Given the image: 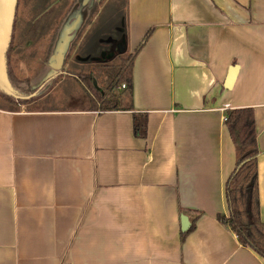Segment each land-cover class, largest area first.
Wrapping results in <instances>:
<instances>
[{
	"label": "crops",
	"instance_id": "0c3cea01",
	"mask_svg": "<svg viewBox=\"0 0 264 264\" xmlns=\"http://www.w3.org/2000/svg\"><path fill=\"white\" fill-rule=\"evenodd\" d=\"M77 17L63 23L67 56L81 31L69 29L89 18ZM116 17L76 57L132 53L154 29L134 62L132 110L0 108V264H264L217 220L236 164L226 112L252 108L264 222V0H127Z\"/></svg>",
	"mask_w": 264,
	"mask_h": 264
},
{
	"label": "trees",
	"instance_id": "16d2710c",
	"mask_svg": "<svg viewBox=\"0 0 264 264\" xmlns=\"http://www.w3.org/2000/svg\"><path fill=\"white\" fill-rule=\"evenodd\" d=\"M68 1H71L72 5L67 9L65 16L68 15L71 7L78 0ZM126 4L127 0L118 2L110 16L120 11ZM19 5L20 0L17 7L12 42L7 54L8 75L10 81L14 87L18 89L20 94L28 97L32 95L34 91L29 90V92H26L22 88L15 86L16 84L10 69V55L15 48V31L19 19ZM93 7L94 1L90 10H92ZM90 16L87 23H89ZM30 27V33L37 31L34 30V24ZM153 32L154 29H151L146 33L142 42L134 52L119 55L117 63L102 65L105 72L103 87H98L97 75L94 71L90 73H79L73 76L89 98L91 103L90 109L101 112L132 110L134 62ZM122 85H125L126 89L122 92L121 96H118V88ZM0 99L7 105V108L2 105H0V108L11 111L19 110L21 106L29 105L37 100L35 97L17 100L5 95L1 91ZM225 124L235 148L236 164L225 187L229 213L228 215L218 214L217 220L237 236L242 246L253 250L264 259V222L260 218L258 177V158L260 156V151L257 142L254 109L243 108L227 110ZM147 126L148 118L146 114L136 113L133 115L134 135L137 138H146ZM194 227L195 225L192 226L189 232L182 234V240H185L187 235L193 231Z\"/></svg>",
	"mask_w": 264,
	"mask_h": 264
},
{
	"label": "rangeland",
	"instance_id": "374dc122",
	"mask_svg": "<svg viewBox=\"0 0 264 264\" xmlns=\"http://www.w3.org/2000/svg\"><path fill=\"white\" fill-rule=\"evenodd\" d=\"M93 1L94 7L90 11L88 7L83 6L84 3H79L73 4L77 6L68 13V15H78L75 18L78 22H83L86 16H91L89 23H86L82 29L81 27L69 29L73 33L70 32L68 36L72 38L77 32L81 31L67 56L65 52L61 53V49L53 55V49L58 38L60 39L59 42L61 41L63 44L67 41L63 38L62 27L68 17L65 16V13L72 5L71 1L20 0L19 19L15 31V48L10 55V69L15 86L26 92L33 90L37 94L35 96L36 101L25 105L27 109L47 110L90 107L89 98L73 77L79 73L94 71L97 75L98 87H103L105 72L102 65L117 63L119 56L111 60L106 58L101 63L92 64L89 62L83 64L81 63L82 60H79L76 55L80 54L79 51L83 43L99 22L110 20L113 17H115V21L119 19L116 14L110 15L118 2L122 0ZM32 24L35 25L34 30L37 31L30 33L29 28ZM64 30L68 32L67 29ZM125 53L127 52L124 51L123 54ZM51 54L53 55V61L50 60ZM79 57L84 56L80 54ZM123 91L118 88V96H121ZM0 105L7 108L6 103L1 99Z\"/></svg>",
	"mask_w": 264,
	"mask_h": 264
},
{
	"label": "water",
	"instance_id": "95a60500",
	"mask_svg": "<svg viewBox=\"0 0 264 264\" xmlns=\"http://www.w3.org/2000/svg\"><path fill=\"white\" fill-rule=\"evenodd\" d=\"M18 2L19 0H0V91L5 95L13 97L17 100L31 99L37 95L34 93L28 97L22 96L18 89L14 87L8 75L7 54L12 42ZM91 4H93V1ZM65 46L66 43L63 44L62 42H59L57 50L59 51V49H61V53H64ZM121 51L123 50L121 49ZM53 60L54 59L52 57L51 61ZM237 71L238 68L236 66L231 68L228 78L225 82L226 89L232 88ZM189 227L190 223L188 222V219L183 217L182 231L186 232Z\"/></svg>",
	"mask_w": 264,
	"mask_h": 264
},
{
	"label": "built area",
	"instance_id": "2783aa9c",
	"mask_svg": "<svg viewBox=\"0 0 264 264\" xmlns=\"http://www.w3.org/2000/svg\"><path fill=\"white\" fill-rule=\"evenodd\" d=\"M121 88H122V89H126V86H125V85H122Z\"/></svg>",
	"mask_w": 264,
	"mask_h": 264
},
{
	"label": "flooded vegetation",
	"instance_id": "af4514ba",
	"mask_svg": "<svg viewBox=\"0 0 264 264\" xmlns=\"http://www.w3.org/2000/svg\"><path fill=\"white\" fill-rule=\"evenodd\" d=\"M68 16V15H67Z\"/></svg>",
	"mask_w": 264,
	"mask_h": 264
}]
</instances>
